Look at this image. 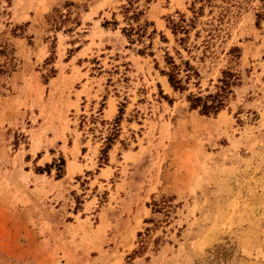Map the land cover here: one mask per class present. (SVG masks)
<instances>
[{
  "label": "rangeland",
  "instance_id": "rangeland-1",
  "mask_svg": "<svg viewBox=\"0 0 264 264\" xmlns=\"http://www.w3.org/2000/svg\"><path fill=\"white\" fill-rule=\"evenodd\" d=\"M0 264H264V0H0Z\"/></svg>",
  "mask_w": 264,
  "mask_h": 264
},
{
  "label": "trees",
  "instance_id": "trees-1",
  "mask_svg": "<svg viewBox=\"0 0 264 264\" xmlns=\"http://www.w3.org/2000/svg\"><path fill=\"white\" fill-rule=\"evenodd\" d=\"M175 32V30H172ZM123 34L126 36L127 31L122 30ZM168 71H162L163 74L167 77V81L171 88L175 91L183 90L182 79L179 78V67L174 64V62L168 58ZM189 74L186 75V79H188ZM185 82V81H184ZM223 87H220L217 92L214 94H208L204 97L189 95L187 100L189 102V107L191 109H198L201 114H216L220 108L222 107V94L226 87L227 82L222 81Z\"/></svg>",
  "mask_w": 264,
  "mask_h": 264
}]
</instances>
